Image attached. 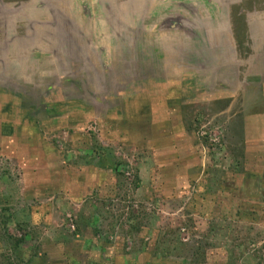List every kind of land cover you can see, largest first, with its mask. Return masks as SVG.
<instances>
[{
  "label": "rangeland",
  "instance_id": "obj_1",
  "mask_svg": "<svg viewBox=\"0 0 264 264\" xmlns=\"http://www.w3.org/2000/svg\"><path fill=\"white\" fill-rule=\"evenodd\" d=\"M124 1L0 0V264H264V0Z\"/></svg>",
  "mask_w": 264,
  "mask_h": 264
},
{
  "label": "crops",
  "instance_id": "obj_2",
  "mask_svg": "<svg viewBox=\"0 0 264 264\" xmlns=\"http://www.w3.org/2000/svg\"><path fill=\"white\" fill-rule=\"evenodd\" d=\"M89 1V2H87ZM95 2H91L90 0H68V3L66 6H64L63 4L59 3L57 5V11L58 12H62V14L66 15L68 19H70V15L75 16L76 14L80 15V9H85L83 14L85 12H87L86 14H90V10L93 5H96L97 7H104V8H108V7H115V8H121V9H126L127 8V3L124 0H94ZM169 0H162L161 2L163 3V7H165V9H167L166 7L169 5L167 4ZM105 2V3H104ZM160 2V1H158ZM156 0H138V2H136L135 5H140L142 8L140 10H138V8L133 9L132 14L133 15H137V13L142 14V15H147L152 13V6H155V3H158ZM109 5V6H108ZM178 9H180V11H178L176 14H180L182 12V8L186 9L191 7V5H195L194 2L192 0H178ZM133 6V7H134ZM164 9H162L161 11H163ZM124 11V10H122ZM161 14L165 15L166 12H160ZM76 17V16H75ZM144 26V25H143ZM16 125V124H14ZM26 125V123H25ZM22 128H25L23 126H21ZM25 132L23 133V131H20V133H18V135H14L16 138L13 141V146L15 148V150H20L21 148H25L28 147L27 144L32 145L34 143V141L36 142L37 140H33L32 138H29L28 140V128L26 127V129H23ZM19 132V131H17ZM19 136V137H18ZM36 138V137H35ZM37 139V138H36ZM1 144V143H0ZM9 147V146H8ZM56 154L52 157H48V154L46 153V160L42 155V158L45 160L44 164L50 168L51 164H56L58 163L59 160V153L57 151H55ZM26 157H29L28 155H26ZM48 157V158H47ZM98 157V156H97ZM54 159V160H53ZM96 160H91V161H87L85 162L86 165L81 167L82 170V174L81 176H83V178H79L78 180H73L75 184H73V181L71 183H69L68 181L71 180L70 178V171L67 177V188L68 186L71 187L70 185H72V191H73V198H79L81 195L85 196L86 194L90 193V196L92 195L91 192L97 190L99 195L104 196V197H108L110 196V192L115 191V190H119L120 188L122 189V185L117 184L116 181H110L109 180V176L113 175V174H118L119 173V169L122 168V164L121 162L115 157L112 158L111 162H106L104 164V160L101 161H97ZM49 163V164H48ZM93 163H95L96 165H94ZM44 165V166H45ZM88 165V166H87ZM91 165L96 166V168L90 167ZM38 170V168H35V170H32V168H30V172L34 173ZM95 193V192H94ZM88 197V196H87ZM84 202H86V198L84 200ZM85 205V203H84ZM89 208H94L93 206L89 207ZM91 216L94 219V216L96 218V214L94 212H91ZM20 247L18 248H14V250H16V253H20ZM40 254V253H39ZM50 257H52V254H48ZM47 257V256H46ZM101 258V259H100ZM98 257V259H93L95 262L98 263H86L87 264H102L103 262H105V259L102 257ZM104 259V260H103ZM48 263L45 264H53L52 259L50 258L48 261ZM105 264V263H103Z\"/></svg>",
  "mask_w": 264,
  "mask_h": 264
}]
</instances>
